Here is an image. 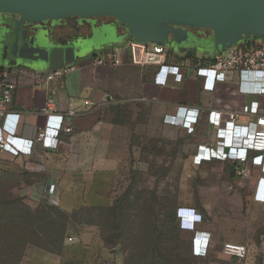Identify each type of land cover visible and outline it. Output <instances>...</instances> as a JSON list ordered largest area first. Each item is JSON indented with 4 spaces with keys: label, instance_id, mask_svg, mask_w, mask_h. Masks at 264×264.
Wrapping results in <instances>:
<instances>
[{
    "label": "crops",
    "instance_id": "1",
    "mask_svg": "<svg viewBox=\"0 0 264 264\" xmlns=\"http://www.w3.org/2000/svg\"><path fill=\"white\" fill-rule=\"evenodd\" d=\"M198 29L203 32L210 30L203 27ZM124 43L122 41L106 50L125 46ZM204 56L207 55L177 54L167 49L163 65L140 67L132 62L128 52L124 63L115 68L98 66L84 58L72 65L74 69L63 73L54 81L44 80L46 73L23 68L8 69L12 79L17 82V88L7 105L6 116L0 120V140L11 134L17 138L15 145L19 147L22 146L20 140L34 138L37 125L45 121L43 110L46 108L51 114L57 115L52 117L55 121L71 126L72 131H50L49 134L56 137L50 141L51 145L37 144L29 155L14 156L0 151V196L10 192L14 197H26V202L36 206L41 201L44 187L54 185L56 196L59 197L58 205L67 212L84 206L110 205L111 191L102 193L98 187L102 185L106 190V182L110 183L111 176L117 174L114 170L117 161L127 159L130 146L126 123L99 117L102 109L112 105L113 98L125 101L131 96L135 100L152 102L160 111L164 130L174 135L181 129L185 137L190 134L180 126L172 125L169 120L177 115L180 106L199 108L196 130L187 141L199 149H202L199 146L201 143H211L214 146L217 137L212 129L213 120L223 128L233 127L235 141L239 143L251 131L249 124L264 116V94L241 90L240 77L236 74L230 81L219 83L214 92L203 90L195 68ZM176 71L182 73V80H177V76L173 74ZM243 81L249 88L256 85L251 77ZM218 111L222 113L219 114ZM226 111H234L238 115L234 124L224 113ZM253 171L255 187L260 167L254 166ZM240 202L243 204L244 200ZM250 204L264 207V203L255 201L253 196ZM187 220L189 223L194 221L190 218ZM184 221L186 222L185 219ZM196 223L200 232L195 235V231H192V235H195L197 244L203 245L207 237H210L209 248L225 242L242 244L248 250L245 264L248 261L257 264L258 255H249L254 247H264V231L247 238L240 237L239 234L224 236L206 227L201 217ZM185 228L190 229V226L186 225ZM90 241L88 244L92 243L95 251L93 257L96 252L101 254L103 260L111 257L110 252L98 249L100 242L96 236ZM66 246L69 248L63 257L38 248L33 254L35 263H45L46 255H50L49 264H61L63 258L72 255L70 251L79 248L76 244L66 243ZM117 252L118 249L116 254Z\"/></svg>",
    "mask_w": 264,
    "mask_h": 264
},
{
    "label": "rangeland",
    "instance_id": "2",
    "mask_svg": "<svg viewBox=\"0 0 264 264\" xmlns=\"http://www.w3.org/2000/svg\"><path fill=\"white\" fill-rule=\"evenodd\" d=\"M16 16L0 12V23L17 26L20 21ZM2 32L0 29V49L13 52V44H29L22 39L3 38ZM94 58L92 55L85 59L91 63ZM111 104L109 108L101 110L99 117L126 123L130 144L127 159L117 161L114 169L117 174L111 176L110 183L106 182V190L102 185L98 187L102 193L111 191V202L116 197L123 202L119 230L123 233V250L118 249L117 257L123 258L124 262L114 258L113 263L150 264L149 260L142 259L143 245L155 243L160 246L161 241L167 240L165 247L172 260L179 253L195 262L193 264H245L247 258L239 259L222 253L223 243L210 248H207L205 241L203 245L197 244L194 239L200 231L195 220L201 217L206 227L224 236L239 234L247 238L264 231V207L249 205L254 180L235 176L229 162L219 160L206 149L197 148L186 140L181 129L174 135L168 134L162 127L160 111L152 102L128 96L125 101L113 98ZM17 200L2 198L0 217L11 215V210L19 205ZM240 200H244V203L241 204ZM17 208L26 211L22 206ZM92 214V225L81 226L79 234H68L75 237L72 244H88L92 237L100 233L107 236L114 234L112 214ZM188 218L194 220L190 229L185 228L186 225L192 226L191 223L186 224ZM98 222L104 225V231L96 226ZM192 231H195L194 236ZM7 234L0 233V264H12L18 257L13 254V250H23V245L18 246ZM37 249L26 246L21 264H36L33 254ZM257 255L264 263L263 246L251 249L249 256ZM46 256V262L40 264H49L50 255Z\"/></svg>",
    "mask_w": 264,
    "mask_h": 264
},
{
    "label": "built area",
    "instance_id": "3",
    "mask_svg": "<svg viewBox=\"0 0 264 264\" xmlns=\"http://www.w3.org/2000/svg\"><path fill=\"white\" fill-rule=\"evenodd\" d=\"M130 53L132 62L140 67L160 66L166 61L167 48L152 42L139 43L131 40L125 46H116L102 51L91 62L98 66L115 68L124 63L127 53ZM74 67L69 66L63 69L51 70L45 74L46 81H54L65 72L71 71ZM195 72L202 81V88L206 91H215L221 82L230 81L236 74L240 77V89L244 92L251 91L256 94H264V39L243 42L225 52L213 53L204 56L196 65ZM177 80H182V73L173 72ZM216 76L213 80L212 77ZM251 77L256 84L253 88L247 87L243 79ZM167 82V77L165 78ZM17 88V82L12 79L8 69L0 72V120L7 114V105L12 100L13 93ZM199 108L180 106L177 115L172 116L169 122L183 128L187 134H193L196 130ZM219 114L222 112L218 111ZM229 121L234 124L238 115L234 111L224 112ZM45 121L37 125V134L32 139L20 140L22 146H16L17 138L11 134L0 140V151H6L14 156L29 155L37 144L51 145L50 141L56 138L49 134L50 131L64 130L71 132V126H64L61 121H55L53 115L46 108L43 110ZM211 119V117H210ZM211 121V120H210ZM215 130L217 142L214 146L211 143L199 144L202 149L211 152L223 162L234 164V173L240 178H252L253 167H260V174L256 180L253 199L264 203V116L258 117L249 124L251 131H248L239 143L235 141V129L233 127L223 128L211 121ZM54 185H46L41 192V200H47L53 205L59 204V197L56 196ZM190 221L187 220L188 224ZM195 222H197L195 220ZM190 224V223H189ZM193 227L194 222H191ZM188 226V225H187ZM75 237L67 236L66 243L72 244ZM206 246H210V237L206 238ZM222 253L239 259L247 255V247L234 242L222 244Z\"/></svg>",
    "mask_w": 264,
    "mask_h": 264
},
{
    "label": "water",
    "instance_id": "4",
    "mask_svg": "<svg viewBox=\"0 0 264 264\" xmlns=\"http://www.w3.org/2000/svg\"><path fill=\"white\" fill-rule=\"evenodd\" d=\"M0 12L17 13L30 20L73 14L114 15L126 24L135 42H152L180 53L190 49L201 55L225 52L251 41L253 36L264 35V0H0ZM183 26L212 29V47ZM111 33L107 28L95 29L90 40L77 47L86 52L94 45L113 40ZM17 49L31 51L30 47ZM42 50L32 48V53ZM75 55V47H71L59 54L51 52L41 62L50 71L63 69L72 65ZM2 57L0 69L19 68L23 61L9 58L8 52ZM31 68L37 71L39 67Z\"/></svg>",
    "mask_w": 264,
    "mask_h": 264
},
{
    "label": "trees",
    "instance_id": "5",
    "mask_svg": "<svg viewBox=\"0 0 264 264\" xmlns=\"http://www.w3.org/2000/svg\"><path fill=\"white\" fill-rule=\"evenodd\" d=\"M261 37L264 39V35ZM116 122L122 123L121 121ZM192 137L193 135H187L186 139L189 140ZM229 164L231 165L232 173H234V164ZM5 197L18 199L19 205L17 207L22 206L26 210L22 211L16 207L11 210V215L0 217V233L7 232V235L11 239H14L18 246L23 245V250L20 251L19 248L13 250V254L18 257L12 264H21L26 246L37 247L63 257L66 249L69 248L65 244L66 238L69 236L68 234L70 232L79 234L81 226L84 224L87 226L92 225L94 221L92 220L91 223L90 218L93 215L92 213L95 212L103 214L108 212L110 215L112 214V229L114 234L112 236H107L102 233L96 235V239L100 242L98 249L100 251L110 252L111 257L103 260L101 254L97 252L95 253V257H93L92 255H94L95 251L93 250L92 243L84 244L80 242L76 244L79 248L70 251L72 255L68 258H63L61 264H114V258L117 261L122 260V263L124 262V259L118 258L116 254V249H119V251L123 250V233L119 232L123 216V202L118 199L119 197L113 199L112 203L107 206H84L73 212H67L60 205H53L47 200H41L36 206H31L26 202V197H14L10 192H6L0 196V200ZM1 213L0 215H2ZM96 226H99L101 231H104V225L102 223L98 222ZM166 242L167 240L161 241L160 246H157L155 243L144 244L141 250L142 259L149 260L150 264L195 263L191 262L187 257H182L179 253L172 260L167 247H165ZM257 264H263L261 257H258Z\"/></svg>",
    "mask_w": 264,
    "mask_h": 264
},
{
    "label": "flooded vegetation",
    "instance_id": "6",
    "mask_svg": "<svg viewBox=\"0 0 264 264\" xmlns=\"http://www.w3.org/2000/svg\"><path fill=\"white\" fill-rule=\"evenodd\" d=\"M7 13V12H5ZM17 15L16 18L20 23L9 24L6 22L0 23V29L3 30L2 37L9 39V37L16 38L18 40H26L29 44L21 45L18 43L13 44V52H9L6 49H0V63H2L3 55L8 52L9 58H23V61L19 68H23L29 71H33L32 66H38L36 73H47L50 69H47L42 64V60L50 56L51 52L59 54L61 50H69L71 47H75V59L72 63L75 64L77 61L84 58L96 55L97 51H104L107 47L116 45L125 41L126 44L131 42V37L128 32V28L124 22H121L114 15H90V16H79L77 14L64 16L61 18H48L43 20H30L23 19L20 14L12 13ZM188 29L192 36L199 37L202 40H207L212 47L213 33L212 29L209 32H203L199 30V27L183 26ZM107 28L114 37L113 40L107 41L100 45H94L91 49L86 52L79 51L80 47H77L81 42L89 41L93 35L95 29ZM114 31V32H113ZM263 37H252L251 41L262 39ZM170 41H168L169 43ZM17 47L31 48L26 52L18 50ZM43 48L42 52L32 53V48ZM168 50L173 51L170 47ZM177 54H198L196 51L186 49L184 53L175 52ZM210 55V54H207ZM31 66V67H30ZM6 69V68H5ZM0 69V72L5 70Z\"/></svg>",
    "mask_w": 264,
    "mask_h": 264
},
{
    "label": "clouds",
    "instance_id": "7",
    "mask_svg": "<svg viewBox=\"0 0 264 264\" xmlns=\"http://www.w3.org/2000/svg\"><path fill=\"white\" fill-rule=\"evenodd\" d=\"M216 78V76L212 77V79L214 80Z\"/></svg>",
    "mask_w": 264,
    "mask_h": 264
},
{
    "label": "bare ground",
    "instance_id": "8",
    "mask_svg": "<svg viewBox=\"0 0 264 264\" xmlns=\"http://www.w3.org/2000/svg\"><path fill=\"white\" fill-rule=\"evenodd\" d=\"M184 195V194H183Z\"/></svg>",
    "mask_w": 264,
    "mask_h": 264
}]
</instances>
